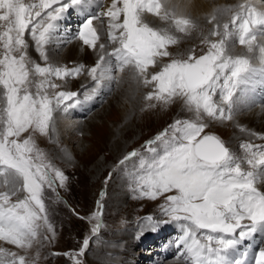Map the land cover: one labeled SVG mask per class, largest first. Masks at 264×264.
Instances as JSON below:
<instances>
[{
	"label": "snow or ice",
	"instance_id": "snow-or-ice-1",
	"mask_svg": "<svg viewBox=\"0 0 264 264\" xmlns=\"http://www.w3.org/2000/svg\"><path fill=\"white\" fill-rule=\"evenodd\" d=\"M89 3L90 0H33L29 3L0 0V22H4L0 24L3 49L0 53V101L3 102L0 106V187L6 189L0 191V240L29 249L41 236V229L51 234L43 236L44 240L55 238V228L41 193L45 184L52 188L56 180L64 187L67 177L45 161L31 136L22 142L18 138L29 129L47 135L54 126L53 112L62 106L64 111L73 107L65 102L78 97L77 92L56 91L49 95L50 89L60 87L53 78L65 80L86 70L97 87L104 78L118 81L117 76H105L103 68L106 57L114 56L118 71L130 68L134 78H142L145 85L154 84V91L147 93L146 100L168 104L180 98L195 115L192 120H176L154 139L146 141L142 146L144 153L133 150L119 161L118 167H121L139 158V169L132 174L134 191L139 193L137 198L155 200L164 193L176 192L168 195L166 204L161 205L168 220L144 218L150 230L156 231L172 221L187 222L182 223L183 235L177 241L185 264H248L249 253L247 248L241 251V245L264 232V193L256 187L257 170L264 168V145L241 144L246 153L241 158L235 156L220 137L202 133L208 126L203 122L205 116L212 120L232 118L235 88L247 83L258 69L249 57L229 54L227 39L232 33L228 23L223 24V32L219 31V24L210 31L209 36H218L219 40L203 38L201 43L208 45L206 54L197 57L190 52L186 59L174 56L169 46L176 45L178 37L167 30L149 27L143 22L142 13L147 11L162 20H172L176 30L186 35L197 25L191 19L175 17L161 0H122V7H117V0H113L107 12L101 14L109 17L108 41L119 45L110 53L106 52L105 43H98L101 35L93 21L99 16H88L78 36L84 45L100 49L93 67L85 69L80 64L69 69L48 64L46 45L57 28L56 21L69 8ZM54 4L59 6L53 8ZM236 8L232 24L241 21L237 28L239 43L247 46L249 53L258 49L259 71L264 72V44L257 42L255 34L257 28L264 29V10L249 4H239ZM228 11H232L231 7L215 9L210 22L217 19L216 13ZM244 13L246 15H242ZM26 31H30L35 40L37 51L45 61L43 66L28 59ZM163 58L170 60L149 77V67L158 65ZM33 84L35 93L30 90ZM218 90L219 103L214 99ZM88 98L85 94V99ZM243 163L249 166L248 170L242 167ZM111 175L109 173V179ZM20 180L28 195L13 202L11 197L20 190L17 188ZM105 194L101 192L97 211L86 218L96 221L93 235L102 226ZM245 220L250 223H242ZM201 230L205 231L201 233ZM198 233L201 234L198 236ZM88 246L89 238L85 237L78 251L63 255L68 256L72 264H82L81 257ZM0 264H29V261L25 255L0 247ZM31 264H35V260ZM253 264H264V247L254 255Z\"/></svg>",
	"mask_w": 264,
	"mask_h": 264
},
{
	"label": "rangeland",
	"instance_id": "rangeland-1",
	"mask_svg": "<svg viewBox=\"0 0 264 264\" xmlns=\"http://www.w3.org/2000/svg\"><path fill=\"white\" fill-rule=\"evenodd\" d=\"M227 1L214 0V4L211 6V14L203 12L202 15H199L200 17L198 15H192L191 13L186 14V18L191 19L193 22L196 21L195 24L197 25V28L193 29L190 35L176 33L174 31L175 29L173 30L170 25L166 23H157L154 19H149V17L160 18L159 16L150 14L151 16L145 17L146 11L142 13V20L144 23H147L149 27L158 30H167L178 37V43L169 46V51L172 52L174 56L178 55L179 58L186 59L190 52H194V55L198 57L206 54L208 50V45L201 43V41L205 36H209L210 31L218 24L216 21L217 19L210 22L214 10L219 7H231L232 11L227 12L228 15L230 14V18H228L226 22L232 21V15L237 11L235 6L238 4V0H235L236 2L233 0L231 2L232 4L230 3V0ZM245 4L256 7L250 2V0ZM242 15H246V13ZM98 16H100V14ZM122 18L123 17L121 16L120 19ZM240 22L241 21H237L236 25L238 26ZM2 23L4 22H0V24ZM236 25H229L231 28H229L230 33L236 38L235 40H231L232 45L230 46L229 39L231 38L229 37L227 39V49L230 55L241 56L242 51L235 48L241 45L238 40ZM233 29H235L234 32L232 31ZM219 31H224V29L221 28V25ZM209 39L216 41L219 40L220 37L209 36ZM233 42L237 43L234 44ZM117 46L119 45L117 44ZM28 49L29 48L27 47L26 51ZM2 51L3 49L0 47V53H2ZM27 55L29 61L35 63L34 59H32L33 55L30 54L29 51ZM30 55L31 57L29 58ZM249 57L252 59L251 63L255 66L258 59L252 58L250 55ZM110 58L114 63L116 58L114 56ZM169 60L170 58H163L158 65L150 66L149 77L152 73L160 71L162 65L168 63ZM48 62L49 61H47V63ZM44 64L45 62L41 65L43 66ZM48 64L55 66L54 62H49ZM93 65L94 64L90 65V68L93 67ZM257 72L261 71L257 70ZM112 74L117 76V74L119 75V72L114 70L111 75ZM81 75H79V80H85L84 85L86 88L90 83L94 82L86 70ZM53 80L61 87L50 89L49 95L54 94L56 91H75L81 97L85 98V91L81 89H86L84 86L78 90L75 87H73V89L71 85H65L63 80L59 81V79L55 78H53ZM138 81L137 88L139 91H137L132 98V102L127 101L125 104L127 110L119 108L120 103L119 105L113 103V90L116 89V81L112 80V85H110L108 90L103 91V100L99 102L97 99L98 103L94 104V102L89 105L90 107H94V109L92 112L91 110L88 112V116L85 115L86 117L82 116L78 119L74 118L73 120H70L72 118H66L65 115L63 116L65 111L63 110V107H61L53 112L54 126L50 129L47 135H41L38 132H33L31 129L21 134L18 139L22 142L25 138L31 136L36 147L44 154L45 161L50 162L54 168L61 170L67 177V180L64 187L60 186L58 180L55 181L52 188H49L45 184L41 193L49 220L55 228V238L44 240L43 236H50L51 234L47 233L46 229H41V236L29 249H20L5 240H0V247L16 252L18 255H25L29 264L34 260L35 264H72L69 257L63 255V253L78 251L83 245L84 238L88 237L89 246L83 257H81L82 264H113V262L115 264H121V262L118 263L114 259L119 253H123L125 250L121 252L117 250V248L111 249L109 245L110 242L116 244L117 241H120L117 240V238L124 235V239L128 241L129 248L133 249H127V251L124 252L126 256L129 255L131 257V261L127 262V264H146V258L142 257L146 253L140 252L139 250H148L150 246L158 244V253H156V255L161 257L163 255V247L172 243L173 245L176 244V240L171 243L169 242L168 244H166L165 241L174 239L175 236H177L176 232L178 227H180L177 226V222H181H169L176 224L171 225L169 228L172 226H175V228H173V230L171 229L172 234L168 238L161 240L158 239V237H153L154 231H150V228H146L149 227V222L144 219L145 217L151 216L155 220H168L169 217L162 213L161 205L166 204V197L168 195L176 194L175 190L169 193H164L155 200L146 197L137 198L139 193L134 191L135 184L132 174L139 169V158H133V160L129 161L126 166L118 167V164L125 155L133 150H138L141 153H144L145 148L142 146L145 145V142L154 139L156 135L163 132L169 127V125L173 124L179 118L192 120L195 119V115L185 107L184 101L180 98H177L168 104L156 100H146L145 97L147 93L154 91V84L145 85L142 82V78L138 79ZM262 89H264V81L262 83ZM30 90L33 93L36 92L34 84L30 87ZM0 91H2V86H0ZM255 95L264 103V97L259 95V92L255 93ZM214 99H220L219 90ZM2 103L3 102L0 101V106H2ZM60 113L62 114L61 117ZM95 113H100V116L96 115L95 120L84 122L88 121L89 117ZM64 119L70 124L77 120V126H72V124L71 126H66L67 124L63 123ZM235 120L236 118L234 117V114H232L231 119L225 120H212L205 116L203 122L208 126L204 133L210 132L220 137L233 153L241 150L240 153L234 155L243 158L246 153L244 149L241 148V144L250 142L247 140L245 141L243 138L241 139V137H237V139L234 138L235 129L238 128V131L241 130V132H244V126L238 124L236 127ZM114 129H117L115 133L117 135L111 140L116 144L115 147L109 145L110 138L108 139L111 130ZM242 134L244 135V133ZM106 139H108V142ZM231 141H233L232 144ZM244 166L245 170L249 169V166L246 163H244ZM126 170H128V173H126ZM109 173L112 174L110 179L108 178ZM50 175L54 176V173H50ZM106 180L107 183H105ZM22 183V180H20L17 184V188L20 190L15 196L11 197L13 202L23 199L26 196L24 195L25 191L22 188ZM4 190L6 189L0 187V191ZM101 192L106 193L102 199V226L100 227L99 232L96 235H93L92 227L95 225L96 221H89L86 218L93 212L97 211V201L101 200ZM118 195L120 197V202L116 201ZM81 217H84L85 219H81ZM242 223H250V221H243ZM165 227L168 228V226ZM159 228H157V230ZM130 231L131 234L129 233ZM167 232H169V230ZM202 232L204 231L202 230L201 233ZM237 232H239V230H237ZM131 236L133 237L131 238ZM134 236L137 238L139 236L142 237L143 240L141 243L144 242L145 245L138 243L137 238L135 240ZM134 241L138 244L136 245L133 243ZM170 249L171 245L167 250L165 248V251ZM128 250L135 253H128ZM37 253H39L38 260L36 259ZM56 253H59V255ZM173 256L169 257L170 259L165 260L167 261L165 264H185L184 261L176 259L175 254H173Z\"/></svg>",
	"mask_w": 264,
	"mask_h": 264
},
{
	"label": "bare ground",
	"instance_id": "bare-ground-1",
	"mask_svg": "<svg viewBox=\"0 0 264 264\" xmlns=\"http://www.w3.org/2000/svg\"><path fill=\"white\" fill-rule=\"evenodd\" d=\"M232 1L233 0H230V3ZM247 1L248 0H238L237 5H239L241 3L245 4ZM24 2L29 3V2H33V0H24ZM112 2H113V0H90V3L86 6H76V7L69 8L64 13L63 17L60 20L56 21L57 28H56L55 32L53 33L51 40L46 45V51L48 54V61L51 63L54 62L55 66H66L69 69L74 68L80 64H83L85 66V69H87V67L90 68V65L96 64V61L98 60L99 55H100V49L97 47L94 50V49L90 48L89 46L84 45L82 40H80L79 36H78V32H79L80 27L82 26L84 21L87 19V17L90 15L91 16H98L100 14L99 19L98 20L94 19V21H93V26L98 28L99 33L101 35V40L98 41V43H105L106 44V52H109V53L112 51V49L114 47H117V44H112L107 39L109 17H107L105 15H101L102 13L107 12L108 8L111 7ZM161 2L164 3L168 9L173 11L175 13V17H177V18H179V17L186 18V14H188V13L189 14L191 13L192 15H196V16L202 15L203 12L211 14L212 13V7L211 6L214 4V0H161ZM250 2L252 4H254L257 9L264 10V0H250ZM58 6L59 5L54 4L53 8H56ZM236 6H235V8H236ZM117 7H122V0H117ZM219 8L224 9L226 7H219ZM235 8H233V9H235ZM150 14L151 15L154 14V16H157L155 13H149L146 11L145 17L151 16ZM121 16L123 17L122 13H121ZM216 16H217L216 21L219 25H221L222 29H223L224 23H228L229 25L232 24V21L226 22L228 20V18H230V14L228 15L227 12L216 13ZM37 19H39V18H37ZM122 19H121V21H122ZM149 19H154V21L157 23H166V24L170 25L173 30L175 29L174 31L176 33L182 34L176 30L175 25H174L172 20H164L163 21L160 18H152V17H149ZM151 26H154V25H151ZM232 31L234 32L235 29H233ZM262 33H264V29H259V28L256 29L255 34L257 37V42L264 44V34H262ZM172 34L174 35V33H172ZM230 38L231 39H229V46L232 45V43H231L232 38H233V40H235L236 37L231 35ZM25 40H26L28 48H29L27 50V53L29 51V53L33 55L32 59H34L35 63L43 64V62H45V61L41 58L40 53L37 51L35 40L33 39L30 31H26ZM234 44H236V43L234 42ZM235 48L242 51L241 53L243 56L249 57V55H250L252 58H256V59H258V57H259L258 51L253 52V53H249L247 50V46H245V45H239ZM231 49H233V48H231ZM30 57H31V55L29 56V58ZM110 57H112V56L106 57V61L103 65V68L105 70V76H108L109 74H111L112 67L114 66V63ZM116 70L118 71V67ZM118 72H119L120 76L117 74L118 75V81H116V84H115L116 89L113 90L114 91L113 92V97H114L113 103L115 105H119V103H120L119 108L126 109L125 104L127 103V101L132 102V98L137 93V91H139L137 88L139 81L137 78H134V72L130 68H126L123 72H120V71H118ZM81 78H83V77H81ZM59 81H61V80H59ZM108 81H104L103 83H100L99 87H97V84L94 81V82L90 83V85H88L86 88V86L84 85L85 80H83V81L79 80V77H77V78L76 77H68V80L66 81V85H71L72 88L82 85V87L84 86L86 88V89H83L80 87L82 90L85 91V94L87 92V94L89 96V98L86 100L85 109H84V110H88L89 108H91L89 105L91 103H94V102H95L94 104H96L97 99L99 100L100 97L102 96L103 90L107 89L108 86L112 83V80H110L109 82ZM263 81H264L263 72H257V73L255 72L251 76V78L249 79V81L247 83L238 84L241 94L239 96H237L236 99L234 100V105L232 106V113L234 114V117L236 118V120H235L236 127L238 124L243 125L244 126V132H241V130H240L241 128L239 129L240 131L237 130L238 128L235 129L234 130L235 136L233 135L235 139H237V137H241V139L243 138L245 141L247 140L248 142H250L252 144L264 145V139L260 138L261 136H264V103L261 102L255 95V93L259 92V95L264 97V89H262ZM257 84H258V86H257ZM94 89H95V91H93ZM84 97H85V95H84ZM109 106H111V105H109ZM92 110H91V112H92ZM83 112H85V111H83ZM96 115L100 116V113L93 114L92 116H90L91 118L89 117L88 121H84V122H90V121L95 120ZM86 116H88V115H86ZM77 122H78L77 120L73 121L71 123L72 126H77L76 125ZM63 123L67 124L66 126H69V125L71 126V124L69 122H67L65 119H64ZM64 124H63V126H64ZM116 131H117V129L111 130V132H110L111 134L108 137V139L110 138L109 145H113L114 147L116 146V144H114V142H112L111 139H113L117 135V134H115ZM247 131H249L250 133ZM242 133H244V135ZM108 139H106L107 142H108ZM232 140H233V138H232ZM233 141H231V144L233 143ZM233 146H235V145H233ZM118 148H119V146H118ZM257 171H258V176H257L256 187L260 192L264 193V168L258 169ZM116 201L120 202L119 195L117 196ZM182 223L183 222L177 223L178 224L177 226H180V227H178L177 232H176L177 236H175L174 239L165 241L166 244H168L169 242L171 243L174 240H176V244H174V245H177L178 239L183 235V233H179L180 228H182L181 227ZM174 225H176V224H174ZM165 226H168V225H163L158 230L154 231L153 237L154 236L158 237V239H161V240H165L166 238H168L172 234V232L170 233L167 231L172 229V228H175V226L174 227L172 226L171 228H167ZM146 228H149V227H146ZM129 233L131 234V231ZM132 237L133 236H131V238ZM134 237L136 240L137 237L136 236H134ZM117 240H120V241H117L116 244H112V242H110L109 246L111 249L117 248V250H119L121 252H123L124 250H125L124 252H126L127 249H129V250L132 249V248H129L128 241H126L124 239V235L117 238ZM137 240H138V243H141L143 238L139 236L137 238ZM133 243L136 244L135 241ZM141 244L145 245L144 242H142ZM261 247H264V232L255 234L254 238H252L250 241H245L244 244L241 245L240 250L242 251L245 248H247V251L249 253L248 264H253V257L259 251V248H261ZM157 249H158V244H155L154 246H150L148 248V250H145V249L139 250L140 252L146 253L145 255L142 256V257L146 258V264H165L167 262L165 260L170 259L169 257H172L173 254H179L180 251H182V249L178 250V249H175L173 247L170 250L165 251V248L163 247L162 248L163 255L160 257L159 255H156V253H158ZM129 250H128V253L129 252L135 253V252H132ZM124 252L119 253L118 255L116 254L117 256L115 257L114 260H116L118 263L121 262V264L122 263L127 264V262L131 261V257L129 255L126 256V254ZM112 256H114V255H112ZM175 258L185 262L184 258L181 256L180 257L175 256ZM171 260H173V259H171ZM154 261H155V263H154ZM113 264H115V263L113 262Z\"/></svg>",
	"mask_w": 264,
	"mask_h": 264
}]
</instances>
